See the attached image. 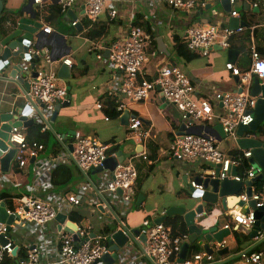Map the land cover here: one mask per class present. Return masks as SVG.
Returning a JSON list of instances; mask_svg holds the SVG:
<instances>
[{
	"label": "crops",
	"instance_id": "crops-1",
	"mask_svg": "<svg viewBox=\"0 0 264 264\" xmlns=\"http://www.w3.org/2000/svg\"><path fill=\"white\" fill-rule=\"evenodd\" d=\"M0 1L3 7L0 17L4 18L0 28L3 23L12 24L11 12H17L31 2V0ZM34 1L36 21L44 28L51 29L49 34L43 33L49 38L43 40V50H46L53 60L51 69L57 75L58 84L67 87L71 101L68 107L58 111L54 121H51L53 113L46 112L40 104L33 105V111L28 116V119L33 120L32 126H42L49 132L51 128L54 135L50 132L49 146L43 149L36 159L29 160L25 167H17L14 170V164L11 162L7 172L3 173L0 169V193L12 196L15 207L23 196H33L46 202L58 213L66 216L65 222H71L78 227L89 226L90 237L98 234L102 228H110V231L118 230L121 224L128 230H140L145 219L154 221L162 217L168 208L183 206L184 198L192 194L190 182H195L197 177L201 176L205 166L188 164L170 155L169 147L175 137L181 133V126H184L179 112L172 105H156L150 100L133 102L121 97L124 100L122 112L128 110L131 116L138 118L142 123V131L149 134L150 138L144 142L126 139L129 129L122 126L120 119L108 120L102 115L101 108L97 104L101 103L100 99L104 96H112L120 83L119 76L109 67L108 47L112 42L122 39L128 23L132 20L145 31L146 27L148 29L146 32L152 36V42L146 50L148 62L143 67L145 76L152 77L160 68L169 65L178 68L191 80L200 97L208 98L217 92L236 93L242 87L240 80L231 75L225 65L231 63L239 70L245 71V65L248 63L249 68L251 63L246 54L236 50L238 55L233 63L227 60V50H213L206 57L192 54L193 58L188 62L182 61L175 55V38L178 37L184 43L185 30L189 26L207 27L222 22L229 28L230 19L227 20L225 13L220 17L212 18L205 10V6L186 13L171 9L159 0H106L98 21L92 25L106 26V33L100 38L89 39L84 36V24L88 23L84 18L86 0H77L74 7L69 10L73 20L67 18V12H62L61 18L54 25H47L46 20L57 10L56 0H40L39 3ZM254 1L256 0H248L250 10L247 12L261 13L262 24L264 0L256 9L251 7ZM242 7L243 2L238 0L232 5V9L239 14ZM112 10L117 12L114 19L110 18ZM75 20L78 23L73 26L72 22ZM257 41L261 42L262 38H257ZM63 59L71 61L68 78L58 77ZM39 65L41 64H38L36 69ZM5 68L0 70V114H15V109L29 105L28 98L34 99L29 96V87L25 89L13 79L11 82L8 78L10 68L8 66ZM25 82L29 86L31 81L26 79ZM36 110L41 112L43 120L37 116ZM217 125L215 121L195 124L183 131L214 135L219 148L221 143H226L221 150L227 155L232 150L239 151L236 145L232 143L228 145V142L221 138L215 129ZM72 132H80L103 144H113L117 152H123L124 161L132 160L137 172V180L134 194L128 200L125 199V195L117 192L100 193L105 182L111 178V173L100 175H92L90 171L86 175L81 173L73 161L75 145ZM256 139L264 144V136H257ZM55 143L60 150L57 156L51 149V145ZM55 157L61 158L58 167L67 168L72 173L71 181L65 186H55L51 182L52 175L58 167L49 169L48 165ZM205 172L206 170L203 173ZM245 190L246 186H243L240 195H229L218 199L217 205L212 208L210 214L206 211L208 214L196 216L195 223L204 229V234H207L209 228L217 226L218 229H222L230 225L229 212L233 210L244 214L248 212L250 203L245 204L240 201V196L245 194ZM67 192L74 193L81 200V206L76 207L66 202ZM200 203V201L193 202L190 210ZM64 228L65 225H59L54 220L44 225L41 232L32 223L14 221L10 237L14 246L18 248L16 256L20 257L32 244L40 240L52 239L59 232L68 233ZM230 230V236L226 238L228 251L219 255L214 254L213 262L205 264H244L240 255L231 254L235 246L232 226ZM260 235L261 238L260 236L254 238L251 247L246 251L263 243L264 231H261ZM197 242L188 245L186 254L188 259L185 260H192L193 256L203 251ZM211 247L216 248L215 241H212ZM143 248L144 243H137L135 239V243L128 244L125 253L115 264H152L143 256ZM51 260L52 257L49 258V261ZM262 262L264 264V254ZM97 264L103 263L100 260Z\"/></svg>",
	"mask_w": 264,
	"mask_h": 264
},
{
	"label": "built area",
	"instance_id": "built-area-1",
	"mask_svg": "<svg viewBox=\"0 0 264 264\" xmlns=\"http://www.w3.org/2000/svg\"><path fill=\"white\" fill-rule=\"evenodd\" d=\"M77 0H56V6L61 12L66 13L71 10ZM106 0H86L84 8V18L92 26L95 24L105 5ZM171 9L190 13L203 8L204 0H159ZM262 0L252 2V8H258ZM39 3L40 0H35ZM236 0H229L231 11L227 13V20L239 18V13L232 9ZM117 12L112 10L110 18L114 19ZM226 20V21H227ZM112 21V20H111ZM77 20L72 22L75 26ZM264 27V20L262 23ZM244 27L235 30L227 28L222 22L214 25L202 27L191 25L185 30L184 48L192 54L206 57L215 48L228 50L230 48L229 39L232 36L242 33ZM253 28H250L252 31ZM43 32L49 34L51 29L43 27ZM89 28L85 29V33ZM152 42V36L142 27L134 25L131 20L127 30L121 40L112 42L108 47L109 67L119 76L120 83L117 91L113 94L133 102L152 101L156 105L169 104L174 106L181 116L185 129H189L195 124L210 123L215 121L221 125L224 140L235 145L237 136L236 131L239 126H248L253 122L251 111L256 104V98L250 95L252 80L257 78L264 83V59L258 54L253 41L247 46L250 59V67L246 71H241L233 64L227 63L225 68L231 75L238 77L242 91L240 93L217 92L208 98L198 96L191 80L174 66H163L157 73L146 78L143 67L148 62L146 50ZM40 52L30 51L31 55L41 57V65L36 69L37 77L29 84V96L39 101L48 113H54L57 105H61L67 100V87L58 84V78L54 70L51 69L52 60L46 50ZM63 65L70 67L69 59L62 60ZM112 94V95H113ZM102 108L103 105L98 103ZM118 110H123V105L118 106ZM129 132L126 139L144 142L150 136L142 131L141 121L130 116L128 119ZM46 130L45 128L42 129ZM2 124L0 123V132ZM74 157L73 161L82 174L86 175L92 169L101 167L108 157H115L112 152L113 144H103L96 139L86 137L80 132H75ZM8 141L15 146V154L12 160L14 165L23 168L31 159H36L43 150L37 143L26 141L23 129L13 128L8 133ZM242 157L249 159L250 151H243ZM170 155L176 160L188 164H202L204 171H209L212 178H216V169L219 166V178H234L244 182L254 176V171L250 168L246 179H241L238 175L233 177L230 168L239 166V159L222 152L218 146L217 138L207 133L183 132L178 134L169 147ZM61 164V158L55 157L48 165L49 169H54ZM204 171H201L203 177ZM137 180V172L132 160L118 163L111 178L105 182L101 194L116 193L118 190L123 192L125 199L128 200L134 194ZM193 191L202 190V187L195 182H190ZM55 197V196H54ZM66 202L78 207L81 200L72 192H67ZM240 201L245 204L254 203L246 214L235 210L229 212L228 217L237 228L251 232L255 223L254 213L261 211L264 216V185L259 192H253L250 197L246 194L240 196ZM9 215L15 216V221L27 222L36 225L39 230L44 225L55 220L57 211L48 203L40 201L33 196H23L18 201V206L14 210L7 211ZM14 224V223H13ZM79 241H75L69 233L59 232L52 239H43L38 243L32 244L23 255L13 256L14 244L11 240L12 231L7 233L6 226L0 223V234H4L7 243L0 245V264L4 258L13 259L14 264H97L104 254H110L107 245L110 228L106 232L102 228L94 237H90L89 226L77 227ZM230 229L224 226L222 229ZM42 232V230H41ZM140 235H144L143 256L151 261L152 264H200L211 263L214 256L205 252H200L193 256L192 260H184L182 263L173 262L178 259L181 247L188 242L189 236L173 237L171 229L163 223L153 224V221L144 220L140 229ZM262 235H258V238ZM137 243L141 240L136 238ZM227 247V240L216 243V251ZM52 260L49 261V258ZM240 258L244 264H263V254L246 252L240 253ZM178 261V260H177Z\"/></svg>",
	"mask_w": 264,
	"mask_h": 264
},
{
	"label": "water",
	"instance_id": "water-1",
	"mask_svg": "<svg viewBox=\"0 0 264 264\" xmlns=\"http://www.w3.org/2000/svg\"><path fill=\"white\" fill-rule=\"evenodd\" d=\"M206 3L205 10L208 11L212 18L220 17L221 14L229 13L231 11V5L229 0H204ZM250 10V3L248 1L243 2L242 11L247 12ZM3 7L0 1V16L2 14ZM12 24L3 23L0 28V70H5L6 66L10 68L8 78L11 82L15 80L16 83L23 86L25 89L28 88L25 80L30 81L37 77L36 66L41 63V57L38 55H31L30 51L40 52L42 55L43 40H49L46 35H43V25L36 21V13L33 10V0L26 6L22 7L17 12L10 13ZM66 16L69 20H73L72 14L68 11ZM73 18V19H72ZM234 25V26H233ZM238 27H245L239 18H230L229 29L235 30ZM32 47V48H31ZM217 47L215 50H219ZM32 50V51H33ZM238 52L234 49L227 50V60L235 61ZM53 61V60H52ZM69 67L63 65L60 67L58 77L68 78ZM13 79V80H12ZM238 80L239 78L236 77ZM242 89L238 91L240 93ZM250 95L256 98V104L254 109L251 111L253 116V122L248 126H239L236 131V142L235 145L239 150L250 151L251 157L248 159L250 168L254 171V176L244 182L237 181L234 178H219V166L216 169V178L210 176V172L206 171L204 177H197L196 183L202 187V190L191 192L190 197L184 198L185 204L183 206H173L166 210L165 214L154 220L153 224L164 223L166 218L179 216L183 219L188 231V242L184 243L181 247V251L178 255V263H182L186 259L188 245L190 243H196L200 246L208 255L223 254L228 251L225 247L221 250L215 251L211 247L212 241L221 243L223 239L230 236V229H218L217 226L207 229V234H204V229L199 227L195 223L196 216L202 214H209L212 212V208L217 205L218 199H223L229 195L238 196L242 192L243 186H246L245 194L250 197L252 194V183L254 181H264V144L256 139V136L245 137L244 134L248 132H256L259 124L264 121V83L259 81L257 78L252 80ZM126 99V97H123ZM28 106L22 109H15V114L4 113L0 114V122L2 124V131L0 132V169L3 173L8 171L9 165L11 164L14 154L15 146L8 141V133L13 128L28 129L32 126L33 120L28 119V116L33 111V105L40 104L38 100L27 99ZM71 101V97L68 96L67 100L61 105H57L55 112L53 113L52 120H56L57 113L61 108L68 107ZM43 108V105L40 104ZM37 116L43 120V116L39 110L35 111ZM131 114L128 110H124L120 116V122L122 126L128 127V119ZM47 125H49L47 123ZM217 132L221 138H224L221 125H217ZM185 130L184 126H181L179 134H182ZM50 132L54 135L50 128ZM74 134V132H72ZM137 152V150H136ZM125 160V156L122 151H118L115 157L111 156L106 158L101 167L92 169L90 173L93 175H100L102 173H113L118 163H122ZM231 176H237V168H230ZM117 194H123L121 190L117 191ZM200 201L201 203L191 208L193 202ZM251 207L254 206L253 202H250ZM8 209L5 204L0 203V223L6 226L7 233L12 231V225L15 221V216L8 214ZM207 211V212H206ZM255 223L253 230L247 232L242 230L245 234H248L250 238L257 239L261 231H264V216L261 211L254 213ZM55 221L59 225H65L64 230L72 235L73 239L77 242L78 238V226L71 223L65 222L66 216L62 213H57ZM61 229V226H60ZM235 230L237 227L234 228ZM241 230V229H240ZM108 235L107 245L109 246L110 254H104L101 257L103 264H115L119 261L121 255L125 253V248L129 243H135V239H141L142 243H145L146 238L144 235H140V230H128L123 224L120 225L118 230H111ZM92 235L91 237H93ZM7 243L4 234H0V245L4 246ZM17 247L14 246V252L12 255L15 257Z\"/></svg>",
	"mask_w": 264,
	"mask_h": 264
},
{
	"label": "trees",
	"instance_id": "trees-1",
	"mask_svg": "<svg viewBox=\"0 0 264 264\" xmlns=\"http://www.w3.org/2000/svg\"><path fill=\"white\" fill-rule=\"evenodd\" d=\"M239 2H244L248 0H238ZM61 10L57 8L56 11L50 16V18L47 21V25H54L62 16ZM260 16L261 13L256 12V11H250V12H243L241 11L239 14L240 21L245 25L242 33L232 36L229 39L230 42V48L229 49H234L239 51L242 54H246L248 57V51H247V46L253 41L255 44L256 50L258 54L260 55L261 58L264 59V27H261L260 23ZM4 21L3 17H0V24ZM134 25H139L137 22H135ZM140 26V25H139ZM85 29L89 28V32L85 33L84 36L89 39H94V38H100L103 35H105L107 27L106 26H91L89 23L84 24ZM250 28H253L252 31H250ZM146 31L148 30L145 27ZM82 33V31H81ZM257 38H262L261 42L257 41ZM175 55L180 58L184 62L190 61L193 56L192 53H189L185 48L184 44L180 39L175 38ZM245 71L248 69L249 64L247 63ZM148 79L149 77L146 76ZM103 107L101 108V113L102 115L108 119V120H117L120 118L121 114L123 113L122 111L118 110L119 105H123L124 100L117 96V95H112V96H104L102 99H100ZM42 126H31L28 129L23 130V133L25 135L26 141L29 143H37L38 145H41L43 149H45L47 146H49V137H50V132L49 130H42ZM264 136V121L263 123L259 124L256 132H248L245 133L244 136ZM115 143V142H113ZM58 145L52 144L51 149L54 151V155L57 156L60 153L59 148L57 147ZM112 152L116 153L117 148H113ZM229 155L238 158L240 163L239 166L237 167V175L241 179H246L247 174L250 170V165L248 162V159H245L242 157V152L241 150H232L229 152ZM17 169V165H14V170ZM72 178V173L69 169L67 168H62L58 167L51 178V182L55 186H65L69 184ZM264 185V181L258 180L254 181L252 183V190L253 192H259L261 188ZM0 201L3 202L6 206V208L10 211L14 210L15 208V203L13 200V197L6 194V193H0ZM145 220H150L149 218ZM151 221V220H150ZM231 224L229 228L232 226L234 229L236 226L230 222ZM166 227H169L171 229V233L173 237H181L184 235H188L187 231V226L185 225L183 219L179 216H176L175 218L173 217H168L163 223ZM106 229V232H108V229ZM233 238H234V243L235 246L233 250L231 251L232 255H240L242 252H246L248 254L251 253H261L264 254V241L263 243L257 245L256 247L246 251L249 249L252 245L253 239L250 238L248 234L243 233L242 231L238 230V228L233 230ZM23 255V254H21ZM188 259V258H186ZM178 259L173 260V262H177ZM13 259H9L7 257L4 258L3 264H14Z\"/></svg>",
	"mask_w": 264,
	"mask_h": 264
},
{
	"label": "rangeland",
	"instance_id": "rangeland-1",
	"mask_svg": "<svg viewBox=\"0 0 264 264\" xmlns=\"http://www.w3.org/2000/svg\"><path fill=\"white\" fill-rule=\"evenodd\" d=\"M224 145H226V143H224V142L220 144V150L225 147Z\"/></svg>",
	"mask_w": 264,
	"mask_h": 264
},
{
	"label": "clouds",
	"instance_id": "clouds-1",
	"mask_svg": "<svg viewBox=\"0 0 264 264\" xmlns=\"http://www.w3.org/2000/svg\"><path fill=\"white\" fill-rule=\"evenodd\" d=\"M116 154V153H115Z\"/></svg>",
	"mask_w": 264,
	"mask_h": 264
}]
</instances>
